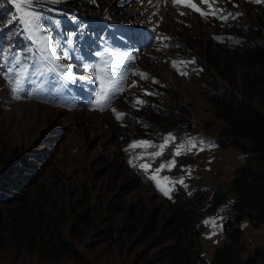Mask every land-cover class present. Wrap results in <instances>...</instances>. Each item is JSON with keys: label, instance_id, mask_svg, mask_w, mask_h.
I'll return each mask as SVG.
<instances>
[{"label": "rangeland", "instance_id": "1", "mask_svg": "<svg viewBox=\"0 0 264 264\" xmlns=\"http://www.w3.org/2000/svg\"><path fill=\"white\" fill-rule=\"evenodd\" d=\"M70 1L40 0L34 11L42 14L41 26L51 33L60 63L72 66L74 82L65 83L67 74L59 67L40 76L50 65L39 59L21 24V33L0 27V177L20 160L32 164L35 175L25 173L34 177L31 185L5 192L27 201L34 216L29 222L38 223V229L17 226L14 232L6 225L13 205L0 203V264H165L172 242H161L158 231L146 229L161 220L171 194L193 187L207 196V206L215 190L228 191L243 164L240 152L225 147L219 136L224 123L209 100L217 82L204 58L213 50L231 54L258 31L264 44V2L210 0V8L190 0L205 13L214 8L222 10L218 15L235 16L225 21L172 0H77L78 9ZM15 53L29 68L19 92L13 91L15 74L7 73L18 67L9 63ZM101 79L109 99L98 105ZM49 80L56 84L51 90ZM169 134L153 159L150 154L161 151ZM136 141L152 146L129 148ZM189 142L196 147L174 154L178 144ZM130 159L151 167L145 172ZM170 161L174 164L158 173L169 189L166 196L149 177ZM232 200L230 195L214 214L201 218V255L207 261L223 244ZM243 229L246 258L264 245V226L253 229L244 220ZM54 230L72 245L73 258L41 254L39 236ZM25 234L36 240L35 250Z\"/></svg>", "mask_w": 264, "mask_h": 264}, {"label": "trees", "instance_id": "2", "mask_svg": "<svg viewBox=\"0 0 264 264\" xmlns=\"http://www.w3.org/2000/svg\"><path fill=\"white\" fill-rule=\"evenodd\" d=\"M67 4L79 8L77 0ZM0 11L3 12L0 17V27L3 28L14 9L7 0H0ZM9 28L21 33L18 22ZM254 33L256 36L249 35L237 51L226 55L225 50H217L218 53L213 50L208 53V58H204L213 73L211 78L217 82L209 100L224 123L219 136L225 140V147H234L240 152L243 164L231 176L228 191L215 190L207 206V196L193 187L187 191L180 188L171 194L166 213L146 229L158 231L161 242H172L164 251L165 264H264V245L255 247L246 258L241 257L244 220H248L253 229L264 226V44L261 42L262 33ZM235 78L239 80L238 84L234 83ZM31 165L20 160L0 177V203L13 205L7 218L11 222L6 225L8 228L12 226L14 232L17 226L38 229V223L29 222L34 216L27 201L5 192L12 187L20 190L31 185L34 177L25 174L35 175ZM15 174L21 177L8 179ZM230 195L233 196L230 214L221 230L223 244L207 261L201 255V218L204 213L214 214L220 205L228 202ZM25 233L28 234L29 230L26 229ZM26 234L31 250L36 249L37 243H42V255L64 254L72 258L76 255L60 230L51 231L49 236H39L37 243Z\"/></svg>", "mask_w": 264, "mask_h": 264}, {"label": "snow or ice", "instance_id": "3", "mask_svg": "<svg viewBox=\"0 0 264 264\" xmlns=\"http://www.w3.org/2000/svg\"><path fill=\"white\" fill-rule=\"evenodd\" d=\"M10 2L13 4V6L16 9V13L12 14L10 18L7 19L6 23L3 24V27H7L8 25L13 24L14 22H19L22 26V30L28 33V39L31 41L33 45L36 47V51L39 55V59L41 61L47 62L49 67H46L44 69L40 70V76H43L45 73H51L55 74L57 72V68H62L64 73L67 75L64 76V81L66 82H74L76 77H74L71 74L72 66L68 64H61L59 57L56 55L55 46L53 44V41L51 39V33L47 32L42 26H41V20L43 19L42 14L34 11V8H36L40 0H10ZM53 3L58 2V0H52ZM202 3L209 4V7L211 8L210 0H201ZM254 2L260 3L264 2V0H254ZM172 3L175 5L177 3H184L186 6L192 8L195 11L200 12V14L207 15L211 14L213 16H216L219 19L227 20L229 17L235 18L233 14L228 13L225 15H218V12H222V10L214 9L212 8L210 13H205L201 11L194 3H191L190 0H172ZM183 15V13H181ZM239 15V14H236ZM68 43L71 44L72 40L69 38ZM67 55V53H65ZM98 55V54H97ZM2 58L8 59L7 56H3ZM125 58L128 60L132 59L131 54H125ZM9 63L16 65L18 67H8L7 73L11 74L14 73L15 77L13 82L15 83L16 87L13 89L14 92H19L23 90L25 83L27 82L28 78V72L29 68L27 64H22L20 61L19 53H15L12 55L11 60ZM87 67V65H86ZM173 67H176V63L173 62ZM186 75L187 73H181ZM142 78H147L146 74H139ZM80 79H84V77H80ZM155 83L156 81L153 80ZM41 84L43 81L40 82ZM101 88L100 93L98 94V99L96 100V103L98 105H102L105 100L109 99L108 96V86L105 85L104 80L101 79L100 81ZM49 86L50 90L52 88L56 87V84L49 80ZM146 95H151L150 92H145ZM19 98V97H17ZM136 103L143 104L144 101L137 99ZM121 116H117V119H120ZM169 139H171V134H169V137H165L164 144L160 145L161 151L152 152L150 156L154 159L162 154V150L164 147L167 146ZM149 141H136L133 142V144L129 145V148H137V147H151ZM185 147H188L189 150L192 147H196V144L194 142H189V144L186 146L183 143H180L177 145V151L174 153L175 155L180 154V150L184 149ZM142 156L136 157V159H142ZM129 164L133 165L134 167H140L145 172L148 171V169L151 167L149 164H140L136 165L132 159L129 160ZM174 164V161L168 162V164H161L158 168L155 169V172L150 175V179L157 181V187L167 196L169 194V189L162 186L160 178L158 177V173L161 172L165 167H171ZM164 183L168 182L167 177H163ZM182 183V181H180Z\"/></svg>", "mask_w": 264, "mask_h": 264}]
</instances>
